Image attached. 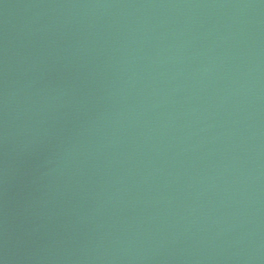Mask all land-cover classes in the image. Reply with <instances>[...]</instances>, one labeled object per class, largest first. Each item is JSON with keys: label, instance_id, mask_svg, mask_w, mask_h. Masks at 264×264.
<instances>
[{"label": "water", "instance_id": "1", "mask_svg": "<svg viewBox=\"0 0 264 264\" xmlns=\"http://www.w3.org/2000/svg\"><path fill=\"white\" fill-rule=\"evenodd\" d=\"M0 264H264V0H0Z\"/></svg>", "mask_w": 264, "mask_h": 264}]
</instances>
